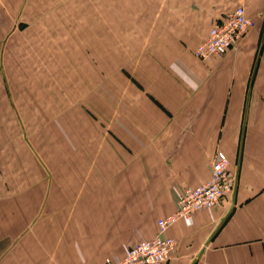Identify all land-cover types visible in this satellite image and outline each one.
I'll return each mask as SVG.
<instances>
[{"label": "crops", "instance_id": "obj_1", "mask_svg": "<svg viewBox=\"0 0 264 264\" xmlns=\"http://www.w3.org/2000/svg\"><path fill=\"white\" fill-rule=\"evenodd\" d=\"M240 5L237 48L198 58ZM217 150L235 193L167 264H264V0H0V264L123 259Z\"/></svg>", "mask_w": 264, "mask_h": 264}, {"label": "built area", "instance_id": "obj_2", "mask_svg": "<svg viewBox=\"0 0 264 264\" xmlns=\"http://www.w3.org/2000/svg\"><path fill=\"white\" fill-rule=\"evenodd\" d=\"M254 22L243 5L216 21L207 37L194 50L201 60L236 49ZM237 171L223 150H217L212 160L210 178L183 190L176 202V210L158 220V232L152 238L142 239L132 245L123 259L104 258L100 264H167L174 256L178 241L167 234L171 225L181 218H189L196 211L219 204L235 193Z\"/></svg>", "mask_w": 264, "mask_h": 264}]
</instances>
